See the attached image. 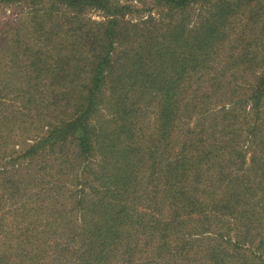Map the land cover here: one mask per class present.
Masks as SVG:
<instances>
[{
  "label": "trees",
  "instance_id": "trees-1",
  "mask_svg": "<svg viewBox=\"0 0 264 264\" xmlns=\"http://www.w3.org/2000/svg\"><path fill=\"white\" fill-rule=\"evenodd\" d=\"M15 1L30 5L49 2L52 8L64 4L73 21L79 18L83 5L111 14L98 23L91 39L94 70L89 82L33 86L41 85L43 102L47 107L56 106L63 115L48 122V134L35 136V143L22 154L29 166L41 167L46 165L40 155L46 148L51 152L58 147L59 159L73 170L97 156L100 161L92 179L99 187L93 188L90 198L87 194L75 198L71 210L78 213L73 219L64 212L49 211L50 224L57 225L50 228L58 237L45 248L40 246L42 237L30 227L34 221L24 229L16 222L20 230H13L0 217V238L15 243L8 246L10 257L12 253L14 257L10 263L229 264L232 256L221 244L210 241L201 245L206 228L221 223L226 233L231 229L241 235L254 233L258 237L257 249L252 251L258 256L255 264H264V75L250 90L247 100L254 116L246 128H237L230 105L209 108L216 92L210 97L197 83L187 87L182 82L185 73L200 69L216 79L246 61L258 45L250 33L264 17V7L259 6V13L252 5L254 1L264 5V0H165L170 9L198 5L200 20L195 29H187L183 24L186 18L178 24L170 21L168 31L161 35L162 20L151 26L153 19L147 16L141 21L151 30L144 28L138 34L134 24L114 16L110 0L0 3ZM72 28L78 37L82 29ZM84 38L89 39L87 32ZM116 45L125 52L127 62L113 71L114 76L110 74L114 82L106 85V68ZM18 47L22 48V43L16 40V52ZM2 83L4 88L20 91L22 98L19 110L0 105V160L16 161L19 156L7 158V141L23 127L18 125L23 117L16 113L28 117L32 112V82L20 86ZM45 84L56 90H48ZM105 86L108 98L102 94ZM212 90H217L216 84ZM98 106L104 110V119L96 118ZM187 119L194 122L188 126ZM83 185L79 192L85 191ZM15 187L13 181L6 185V189ZM143 216L153 223L149 231L139 228ZM188 223H193L192 232L184 234L181 229ZM246 261L241 260L243 264Z\"/></svg>",
  "mask_w": 264,
  "mask_h": 264
},
{
  "label": "rangeland",
  "instance_id": "rangeland-1",
  "mask_svg": "<svg viewBox=\"0 0 264 264\" xmlns=\"http://www.w3.org/2000/svg\"><path fill=\"white\" fill-rule=\"evenodd\" d=\"M110 4L114 7L112 9L115 13L114 16L134 24L138 34L144 28L151 30L149 24H144L141 21L147 16L153 19V23L149 22L151 26L158 23L159 20L163 21L159 27L162 28L159 35L168 31L166 24L170 21L173 24H178L186 18L187 21L183 24L186 25L187 29L191 27L195 29L198 20H200L197 15L199 6L196 4H191L184 9H173V7L170 9L165 0H110ZM259 6L264 7V5L255 4L254 1L252 9L259 12ZM69 12L70 8L66 5L60 6L58 4L52 8L49 2H37L34 5L24 1L0 3V105H11L9 106L10 109L17 107L19 110L22 100L20 91L15 88L10 90L4 88L2 82H12L18 86L25 84V82H32V86H30L33 88L32 112L28 117L16 113V116L23 117V121L18 123L23 127L20 131L15 130V135L7 141V158L19 156V159L8 162H1L4 160H0V217L13 230L24 229L25 226L31 224V221H34L30 227L42 237L40 242L43 245L38 242L37 245L44 248L49 245L50 241L58 237V234L53 233L50 228L57 225L50 224L49 211L53 214L58 210L73 219L78 213L71 210L75 198L77 196L83 197L82 194H87V197L90 198L94 193L93 188L99 187L96 181L92 179L93 173L96 172L95 168L100 161L97 156H92L81 167L75 166V170L69 168L64 161L61 162L58 147L49 148L52 153L46 148V152L40 155L41 158H44L42 163L46 166H29L28 161H26L28 159L22 157L25 150L35 143L36 137L39 138L48 134L49 128L47 127L49 126L46 124L63 115L56 106L47 107L46 103L43 102L41 85L35 88L33 86L43 82H89L94 70L93 49L95 45H90L91 39L97 32L98 23L110 18L111 14V12L107 13L90 5H83L79 18L73 21L70 18L71 15H68ZM263 18L258 26L255 25V32L250 33V36H256L258 45L254 47L251 55L241 65L228 70L225 75L216 79H212L213 74H204L201 69L195 73H185L183 76L182 82L187 87L197 83L198 89L202 93H209L210 97L216 92V95L212 96L209 101L210 109L218 110L223 104L224 106L227 105L226 107L230 105L233 109L231 115L236 121L237 128H246L254 116L251 102L247 99L250 90L258 84L257 80L264 75V31L260 32L261 27L264 28ZM75 26L82 29L78 37L71 32L72 27ZM52 31L55 32L54 35ZM85 32H87L89 39L84 38ZM16 40L22 43V48L18 47L17 52L14 49ZM85 43L88 45H83ZM55 44L64 46V48L58 49L54 46ZM118 46H115L114 58L106 68L105 77L107 79L105 82H108L106 85H109L110 81L114 79L110 74H113V71L127 62L123 57L125 52L122 53V48ZM219 66L216 65L215 68ZM215 84L217 90H212L215 89ZM46 85L49 84L44 86ZM48 90L55 91L56 88L49 85ZM102 94L106 98L109 97V90L106 86L103 88ZM48 98L49 94L46 93L45 100ZM239 98L242 100L238 101ZM233 102H235L234 105ZM261 106L263 119L261 123L262 129H264V97L261 99ZM98 110L96 118L104 119L106 115L102 107L98 106ZM39 116L42 119H36ZM32 120L33 123L31 124ZM185 121L190 126L194 119ZM69 152L68 147L66 153ZM1 169L7 172L1 173ZM13 172L15 173L14 177H10ZM78 175L82 184L78 183ZM9 181L15 182L16 187L6 189ZM89 183L94 184V187H91ZM83 184H85V191L79 192L84 186ZM13 189L17 190L12 193ZM9 194L11 197L8 196ZM145 212L155 218L157 217L156 213L148 209H145ZM16 222L21 225L20 228ZM152 224L149 217L143 216L142 222L138 225L139 228L149 231ZM192 225L193 223H188L187 227L181 230H184V234H190L192 230L189 231V228ZM206 229H208L206 234L200 237L202 239L201 245L207 246L210 241L221 244L227 249L229 256H232V261L229 264H243L242 259L247 260L246 264H255L258 261L256 259L258 256L252 253L257 249L258 240L254 233L241 235L238 230L234 229L226 233L221 223H216L211 228ZM14 244L11 239L0 238V264H13L10 263L14 261L13 253L10 257L11 252L8 246H14ZM261 256H264V251H262ZM25 264L30 263L27 261ZM44 264H47L45 260Z\"/></svg>",
  "mask_w": 264,
  "mask_h": 264
}]
</instances>
